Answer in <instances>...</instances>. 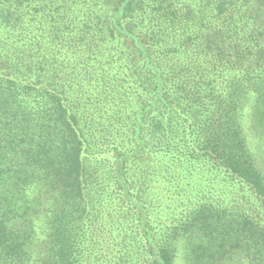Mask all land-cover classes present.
I'll return each instance as SVG.
<instances>
[{
  "label": "trees",
  "instance_id": "obj_1",
  "mask_svg": "<svg viewBox=\"0 0 264 264\" xmlns=\"http://www.w3.org/2000/svg\"><path fill=\"white\" fill-rule=\"evenodd\" d=\"M0 264H264V0H0Z\"/></svg>",
  "mask_w": 264,
  "mask_h": 264
}]
</instances>
